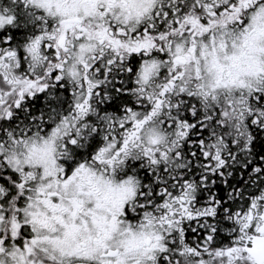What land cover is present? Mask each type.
<instances>
[{"label":"snow or ice","instance_id":"1","mask_svg":"<svg viewBox=\"0 0 264 264\" xmlns=\"http://www.w3.org/2000/svg\"><path fill=\"white\" fill-rule=\"evenodd\" d=\"M0 264H264V0H0Z\"/></svg>","mask_w":264,"mask_h":264}]
</instances>
